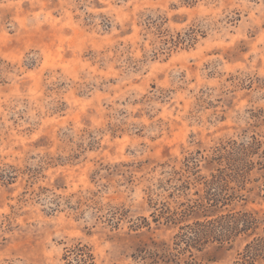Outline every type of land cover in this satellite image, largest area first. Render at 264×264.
Masks as SVG:
<instances>
[{
  "label": "clouds",
  "instance_id": "9594fccd",
  "mask_svg": "<svg viewBox=\"0 0 264 264\" xmlns=\"http://www.w3.org/2000/svg\"><path fill=\"white\" fill-rule=\"evenodd\" d=\"M0 264H264V0H0Z\"/></svg>",
  "mask_w": 264,
  "mask_h": 264
}]
</instances>
